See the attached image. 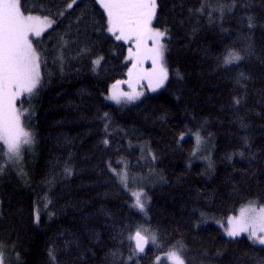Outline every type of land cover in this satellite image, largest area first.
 <instances>
[{
  "label": "trees",
  "instance_id": "trees-1",
  "mask_svg": "<svg viewBox=\"0 0 264 264\" xmlns=\"http://www.w3.org/2000/svg\"><path fill=\"white\" fill-rule=\"evenodd\" d=\"M70 3L21 0L53 23L30 39L40 81L17 101L32 145L15 165L0 152L4 263L170 264L175 249L185 264H264V244L216 224L264 205V0H156L167 77L122 105L107 97L128 44L97 0ZM140 228L156 239L139 252Z\"/></svg>",
  "mask_w": 264,
  "mask_h": 264
},
{
  "label": "snow or ice",
  "instance_id": "snow-or-ice-1",
  "mask_svg": "<svg viewBox=\"0 0 264 264\" xmlns=\"http://www.w3.org/2000/svg\"><path fill=\"white\" fill-rule=\"evenodd\" d=\"M76 0L68 4L71 8ZM108 17V32L113 34L116 40L126 42L133 41L135 52L129 49V59L133 60L132 68L127 81L131 87V78L134 70L144 60L150 59L151 70L136 71V79H147L152 90L158 87L167 77V70L163 67L164 45L161 38L165 32L151 27L155 15L156 0H97ZM53 21L47 17L41 19L38 16L25 15L22 11L21 0H0V152L11 159L18 158L22 145L32 143V135L22 126L23 112L16 108V100L23 94H31L40 81V55L29 39L30 34L36 37L52 26ZM118 33V34H117ZM151 41L152 46L148 47ZM236 54H230V59L239 60ZM99 60L94 63L99 64ZM121 81L112 85V94L108 97L116 103L122 99L132 100L138 98L140 93L133 90L132 93L122 92L119 88ZM155 85V87H154ZM107 143V141H105ZM121 180L127 186V174L121 175ZM140 192H133L135 206L143 210ZM254 202H249L252 205ZM227 235L235 237L241 233H248L260 244H264V207H241L239 215L230 216L227 220ZM259 233V234H258ZM136 247L144 250L147 239L136 232ZM155 237H152L155 242ZM143 241V243H142ZM168 259L172 264H185L176 251L168 253ZM0 264H3L0 255Z\"/></svg>",
  "mask_w": 264,
  "mask_h": 264
},
{
  "label": "rangeland",
  "instance_id": "rangeland-1",
  "mask_svg": "<svg viewBox=\"0 0 264 264\" xmlns=\"http://www.w3.org/2000/svg\"><path fill=\"white\" fill-rule=\"evenodd\" d=\"M33 16H36V15H33ZM38 17H40L41 19H43V18H45V17H43V16H38ZM153 29H155V30H158V31H161V30H159V29H157V28H155V27H153V26H151ZM162 32V31H161ZM118 34V33H117ZM35 38H37L34 34H30V36H29V39H35ZM163 38V37H162ZM162 38H161V41H162ZM120 41H122V42H124V43H126V44H128V47H129V49L130 48H132V50H133V52H135V47H134V42L133 41H128V42H126V41H124V40H120ZM152 46V44H151V41H149L148 42V47H151ZM127 57H128V59H129V51H128V55H127ZM129 64L131 65V67L130 68H132V65H133V60L132 59H129ZM162 64H163V67L166 69V67L164 66V62H163V60H162ZM152 69V62H151V60L150 59H148V60H144V62L142 63V64H140V65H138L137 66V69L136 70H134V75H133V77L131 78V87L129 86V83H127V81H129L130 80V77H129V75H128V72H127V75H126V77H125V79H123V80H121V82H123V83H121L120 84V86H119V88H120V90L122 91V92H127V93H132L133 92V90H135V92H137V93H139L141 90H142V87H143V82L146 84V86H149L148 85V81H147V79H136L135 78V72L136 71H143V70H151ZM35 90V89H34ZM159 90V88L158 89H156V90H149V92H156V91H158ZM34 92V91H33ZM32 92V93H33ZM32 93L31 94H28V93H23L17 100H16V108L19 110V111H21L20 110V106H18L17 105V101L20 99V98H22L23 96H26V97H29V96H31L32 95ZM110 95L112 94V88H111V91H110V93H109ZM107 99L108 100H110L108 97H107ZM122 100H125V101H128L127 99H122ZM110 101H112V100H110ZM113 103H115L114 101H112ZM115 104H121L122 105V103H115ZM21 112H23L24 114L26 113V111H21ZM21 120H22V126H23V128L25 129V130H27L25 127H24V124H23V118L21 117ZM28 131V130H27ZM31 145H32V143H30V144H27V145H22V147H21V152H20V155H19V157L18 158H16V157H13V158H9L8 157V155H5V152H6V147L4 148V151H3V155H2V158H4V160H6V161H9L10 162V164H12V165H15V164H18L19 162H20V158H21V154H22V151L25 149V148H30L31 147ZM32 149V148H31ZM127 174V173H126ZM137 178H142V177H135L134 178V180L136 181V179ZM131 182V178H130V176L127 174V183H130ZM134 192H140L141 193V191L137 188L136 190H134ZM141 201H142V203H143V195L141 196ZM133 202H134V206H135V197L133 196ZM246 206H255V207H257V208H259V207H264V205H246ZM246 206H244V207H246ZM135 207H137V206H135ZM137 208H139V207H137ZM140 209V208H139ZM240 210V209H239ZM239 210L237 211V213L235 214V215H233V216H237V215H239ZM229 218V217H228ZM228 218H226V219H224L223 221L221 220V221H218V222H216V224L221 228V230H222V232H223V234H225L226 236H228V237H230L229 235H227V231H226V229H227V227H228V225H227V220H228ZM138 231H140V233H141V236L142 237H145L146 239H147V242L148 243H153V240H152V235H149V232L148 231H146L144 228H140ZM137 232V231H136ZM241 234H243V233H241ZM245 234H247L248 235V233H245ZM259 234V233H258ZM254 239V238H253ZM0 255H2L1 254V252H0ZM162 255V254H161ZM163 257L164 258H168V254H166V255H163ZM160 258V257H159ZM2 259H3V256H2ZM168 260V262L170 263V264H172V262L169 260V259H167ZM3 264H5L4 263V259H3Z\"/></svg>",
  "mask_w": 264,
  "mask_h": 264
},
{
  "label": "water",
  "instance_id": "water-1",
  "mask_svg": "<svg viewBox=\"0 0 264 264\" xmlns=\"http://www.w3.org/2000/svg\"><path fill=\"white\" fill-rule=\"evenodd\" d=\"M136 235V234H135ZM135 235H134V238H135ZM142 243H143V241H142ZM135 245H136V239H135ZM146 247V244H144V248ZM136 249H137V247H136ZM137 251H139L138 249H137ZM140 252V251H139Z\"/></svg>",
  "mask_w": 264,
  "mask_h": 264
},
{
  "label": "bare ground",
  "instance_id": "bare-ground-1",
  "mask_svg": "<svg viewBox=\"0 0 264 264\" xmlns=\"http://www.w3.org/2000/svg\"><path fill=\"white\" fill-rule=\"evenodd\" d=\"M217 222H218V221H217ZM146 246H147V243H146ZM145 248H146V247H145ZM145 248H144V249H145ZM170 251H176V250H175V249H170L169 252H170Z\"/></svg>",
  "mask_w": 264,
  "mask_h": 264
}]
</instances>
